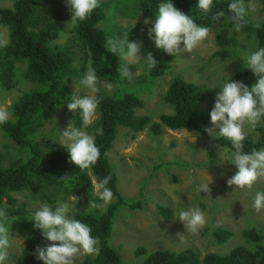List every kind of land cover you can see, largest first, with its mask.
Instances as JSON below:
<instances>
[{
    "label": "trees",
    "instance_id": "16d2710c",
    "mask_svg": "<svg viewBox=\"0 0 264 264\" xmlns=\"http://www.w3.org/2000/svg\"><path fill=\"white\" fill-rule=\"evenodd\" d=\"M121 12H128L131 17L138 15L144 19L155 20L158 5L166 0H123ZM252 0H244L247 6ZM231 0H214L213 12L223 10L228 28H233L227 11ZM133 3L135 10L123 5ZM174 5L186 15L192 16L198 26L212 27L211 15L196 9L198 0H173ZM71 18L67 0H15L10 8L0 9V26L9 30V43L0 48V84L7 90L15 89L21 82H29L33 88L23 92L12 105V118L0 124L7 137L19 147L25 149L29 156L11 167L0 165V208H5L10 217L30 218L35 212L28 211L14 196L18 193L30 192L42 198L45 203L55 207L62 199L76 196L79 205L90 202H101L95 196L92 188L93 179L111 176L108 187L113 191L115 200L105 211L91 210L80 212L75 218L87 224L92 230V236L98 240L100 249L97 255H87L76 264H123L121 254L110 245L113 225L119 210L129 205L118 190L117 176L110 164L109 154L117 139L120 128L133 133L149 130L154 136L164 133V128L178 131L191 129L204 132L210 123V111L214 107L215 98L219 92L215 88L198 85L175 78L169 85L165 102L172 108L171 114L162 115L154 122L149 116L139 115L144 107L141 94L147 91V85L161 78L170 69L174 60L157 48L151 52L157 60V66L147 70L136 83L129 84L128 79H122L117 71L119 58L105 49L106 38L110 36L105 21L107 19L105 6L100 4L91 16L78 21L72 35L65 43L60 44L65 32V23ZM247 23L241 30L254 38L255 50L264 48V17L255 23L250 17H245ZM102 24V26H100ZM219 49L215 56L223 60L232 58L239 50L240 42L236 37L226 32L216 35ZM96 70L100 79H106L117 85L114 94L100 91L101 103L98 107L99 118L94 124L96 144L100 148L98 162L88 170H80L70 162L65 147L55 150H42L35 138L44 127L45 121L59 109L67 115L74 127L83 128L79 111L70 112L67 103L74 94L71 83L74 79H82L89 62ZM144 64V63H143ZM24 67V68H22ZM243 82L251 89L258 80L257 76L247 69L242 61L229 79ZM258 127L256 140L246 139L244 151L252 148H264V118ZM223 148L231 150V142L220 138L215 140ZM69 176L67 180H61ZM48 192V193H45ZM133 207L132 205H130ZM165 210L162 209V212ZM33 226L31 221L27 227ZM243 236L253 248L237 246L228 254L209 253L200 258L193 249L182 251L157 250L149 252L145 248L136 250V256H143L141 264H264V234L255 228L244 230ZM214 237L221 245L227 243L233 233L219 228ZM49 244L41 230L34 228L28 235L22 251L21 264H43L34 254L37 247Z\"/></svg>",
    "mask_w": 264,
    "mask_h": 264
},
{
    "label": "rangeland",
    "instance_id": "374dc122",
    "mask_svg": "<svg viewBox=\"0 0 264 264\" xmlns=\"http://www.w3.org/2000/svg\"><path fill=\"white\" fill-rule=\"evenodd\" d=\"M14 2L15 0H0V9L10 8ZM125 2L100 0L107 15L105 27L111 37L122 38L128 33L130 42H142L139 55L146 59L147 51L156 48L148 35L150 25H145V19L140 15L131 17L128 12L122 13L120 4ZM250 3L254 7L248 9L247 16L255 23H259L264 17V0H252ZM135 6L133 3L123 5L124 8H130V12L136 9ZM70 20L71 18L65 23L66 28L60 44L65 43L72 35L74 28H67ZM225 23L220 21L214 24L208 38L201 45L191 53H182L181 56L174 57L166 74L146 86L147 91L140 95L144 107L138 111L139 115L149 116L156 122L162 115L171 114L173 110L165 102L164 97L170 83L177 77L219 91L243 61V57L255 48L254 38L242 31L236 32L234 27L228 28ZM4 28L7 29L9 39V30L7 27ZM219 32H226L240 42L239 50L230 59L223 60L215 56L219 49L216 43V35ZM143 63L142 60H138L135 65H129V71L133 75L128 81L129 84L140 80L144 73ZM138 69L139 74L136 75ZM80 80L72 81L71 90L75 93L77 89L78 94L83 96L87 90L81 86ZM112 84L111 91L103 87L100 91L114 94L117 85ZM33 87L32 83L21 82L15 89L7 90L0 84V104L8 108L10 119L14 102L23 92ZM98 118L97 109L94 122L87 129H82L95 135L91 127ZM69 123L67 115L59 109L45 121L44 127L35 138L37 145L44 151L62 148L63 146L59 144V131L66 130ZM262 123L261 119L254 129L245 128L247 139L258 138L257 129ZM210 127H213L211 121L206 128ZM219 151L220 145L205 131L196 132L191 129L173 131L164 128L162 135L154 136L149 130L133 133L120 128L109 159L117 176L118 190L129 205L123 206L116 216L110 245L121 254L123 264H141L144 257L136 256V250L139 248H145L149 252L193 249L201 259L209 253L226 255L237 246L253 248L254 245L245 240L243 232L255 228L264 234V210L257 212L251 207L256 192L264 191V178L258 180L251 189L230 188L226 181L238 169L230 164L227 158L220 159ZM28 156V152L7 137L0 127V165L11 167L25 161ZM202 184H209L210 192H200L199 186ZM14 196L28 211L34 212L41 205L48 204L30 192ZM95 196L98 197L96 194ZM70 198L60 200L57 205L69 203L70 214L74 217L77 213L91 210L103 212L109 205H104L102 201L79 205L76 200ZM196 207L205 213L206 224L196 234L187 233L184 225L174 219V216L178 209ZM162 209L165 211L162 212ZM28 221L30 220L23 216L13 222L11 233L14 240L6 264H21L25 241L34 229L32 225L26 226ZM219 228L233 233V237L223 245L214 237V232ZM177 233L185 235L182 241L179 240ZM87 255L82 253L76 262L82 261Z\"/></svg>",
    "mask_w": 264,
    "mask_h": 264
},
{
    "label": "clouds",
    "instance_id": "9594fccd",
    "mask_svg": "<svg viewBox=\"0 0 264 264\" xmlns=\"http://www.w3.org/2000/svg\"><path fill=\"white\" fill-rule=\"evenodd\" d=\"M71 20L67 28H74L78 21L88 19L91 14L100 7V0H67ZM244 0H231L227 11L231 13L230 19L234 24V30L240 32L246 26V15L248 9ZM214 0H198L196 9L205 14H212L211 21L216 24L225 17L223 10L213 12ZM149 38L154 41L157 49L169 56L179 57L182 53H191L201 45L209 36L212 29L208 26H198L192 16L180 11L173 0H166L158 5L155 21L145 19ZM9 39L7 29L0 26V48L8 45ZM183 44V47L181 45ZM142 42L129 41V34L121 37H107L105 49L119 58L117 69L122 79H132L129 65L142 60L147 70L154 69L158 62L153 54L149 52L146 59L139 54ZM247 69L251 70L258 78L251 89L243 82L232 78L226 81L216 95L213 109L210 111V119L213 127L205 128L204 131L214 140L220 138L231 142V150L222 148L218 153L220 159L227 158L229 163L238 170L227 179V185L235 190L251 189L253 185L264 178V148H252L244 151V142L248 138L246 127L255 128L264 118V48L252 51L243 57ZM139 74V69L136 75ZM81 86L86 89V95L81 96L76 92L67 103L70 112H80L83 129H87L97 114L101 103V97L97 95L100 88L111 91L113 84L101 81L96 70L89 62L88 71L80 80ZM8 108L0 104V124L10 119ZM55 120V118H53ZM82 128L74 127L70 122L67 129L60 132L59 144L68 151L70 162L78 166L80 170H88L99 160L101 152L96 144L95 135L90 134ZM218 130V131H217ZM65 176L61 180H67ZM111 176L104 177L99 181L93 179L92 188L104 205L110 204L114 199V193L108 187ZM209 184L199 186L200 192H210ZM70 199H78L76 196ZM92 206V205H91ZM251 207L260 212L264 210V191H257ZM71 205L61 203L55 207L49 204L41 205L28 220L33 222L34 228L41 230L46 241L45 247H37L34 253L43 264H76L78 257L83 254L97 255L100 249L97 247L98 240L92 236L91 228L70 214ZM174 219L181 222L187 233L196 234L206 224L205 213L198 207L178 209ZM15 217H10L5 208H0V264H6L9 250L13 246L11 226ZM180 241L185 235L177 233Z\"/></svg>",
    "mask_w": 264,
    "mask_h": 264
}]
</instances>
